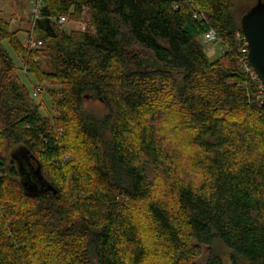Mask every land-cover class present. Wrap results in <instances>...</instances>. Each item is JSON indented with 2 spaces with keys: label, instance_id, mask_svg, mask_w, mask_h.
<instances>
[{
  "label": "trees",
  "instance_id": "16d2710c",
  "mask_svg": "<svg viewBox=\"0 0 264 264\" xmlns=\"http://www.w3.org/2000/svg\"><path fill=\"white\" fill-rule=\"evenodd\" d=\"M7 1L37 45L0 16V264H198L202 244L206 264H264V89L239 58L235 0H39L38 18ZM86 9L89 28L58 21ZM45 82L62 86L48 92L60 118L37 101ZM36 178L54 190L31 191Z\"/></svg>",
  "mask_w": 264,
  "mask_h": 264
},
{
  "label": "rangeland",
  "instance_id": "374dc122",
  "mask_svg": "<svg viewBox=\"0 0 264 264\" xmlns=\"http://www.w3.org/2000/svg\"><path fill=\"white\" fill-rule=\"evenodd\" d=\"M34 0H29L30 7L33 5ZM257 3V0H235V16L236 18L240 21L242 15L250 9L253 5ZM0 16L9 22L11 26L12 31H16L18 34V37L21 41V44L27 46L28 45V40H29V34L30 31L33 29V22L31 21H23L20 17H16L13 13V9L11 8L9 2L7 0H0ZM89 14L88 10H84L82 18L80 20H67L63 24V28L67 30L68 32L71 31H80L84 30L86 28H89L90 22H89ZM203 45L205 48V51L207 53L208 58L211 61H214L222 56L224 53L225 46L223 43L219 40L212 41L209 43H206L204 39L202 38ZM7 48L9 49L12 57L15 60V63L19 65L21 69H19V76L21 79L25 82L27 87H29L31 90L33 89L32 84L36 83V80L34 76L32 75H27L25 72V68L23 67V63L21 61V58L14 53V51L10 48L8 43H5ZM40 66L42 67L43 70L46 71H53L54 67L51 61L50 56L44 55L39 59ZM45 91L43 92V95L40 99L37 101L42 104H45L44 109L42 110L43 113L45 114L47 110H50L52 114L55 116V118H60L61 117V111L55 106L54 103H52L50 99V94L48 93L49 91L53 92H58L62 86L61 85H53L48 82L44 83ZM85 110L89 112L90 114L96 116V117H102L106 113V107L105 104L97 99L96 97L92 95H88L85 98ZM52 122L58 123L59 120H52ZM61 125L62 123L59 122ZM17 145H14L12 149H16ZM69 155H64L63 160L69 159ZM31 161V160H30ZM32 164V162H31ZM202 253L197 259L198 264H206L207 258L209 256V247L207 245L202 244ZM214 249L221 255L223 260L227 263L231 262L233 252L230 248H228L222 241L219 239H216L213 243ZM239 261L241 264H247V261L241 257H238Z\"/></svg>",
  "mask_w": 264,
  "mask_h": 264
},
{
  "label": "water",
  "instance_id": "95a60500",
  "mask_svg": "<svg viewBox=\"0 0 264 264\" xmlns=\"http://www.w3.org/2000/svg\"><path fill=\"white\" fill-rule=\"evenodd\" d=\"M241 31L246 36L249 53L248 62L257 73L264 89V0H257V3L248 9L240 20ZM264 103V96H263ZM21 165V169L28 168L25 166L21 156H17ZM38 171H36V174ZM29 189L35 192H43L44 190H54L53 187L41 179H30L26 183ZM56 192V191H54Z\"/></svg>",
  "mask_w": 264,
  "mask_h": 264
},
{
  "label": "built area",
  "instance_id": "2783aa9c",
  "mask_svg": "<svg viewBox=\"0 0 264 264\" xmlns=\"http://www.w3.org/2000/svg\"><path fill=\"white\" fill-rule=\"evenodd\" d=\"M40 5H41V3H40L39 0H34L33 5H32V12L35 14V18H38V16H39V7H40ZM58 21L61 24H64L67 21V19L64 16H60L58 18ZM238 38L243 42L242 45H241V47H240V50H239V52H240L239 58H240V61H241L242 65H243V69H244V71L247 74H249V76L251 78L257 79L258 78V75L254 71V69L251 67V65L249 64L248 59H247L248 53H249V45H248L247 38H246V36L243 33L238 34ZM216 40H219V41L222 42V40L220 39V37L217 35L216 31L213 30V29L209 30L204 35V41L206 43H209V42H212V41H216ZM40 43L41 42H39V44ZM28 45L29 46L31 45L32 47H34V46L37 45V42L34 41V40H28ZM224 46L226 47V45H224ZM37 91L35 92V94L37 93Z\"/></svg>",
  "mask_w": 264,
  "mask_h": 264
}]
</instances>
